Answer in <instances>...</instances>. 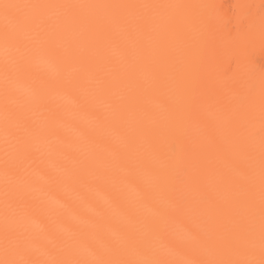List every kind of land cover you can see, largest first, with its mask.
Masks as SVG:
<instances>
[{
	"label": "bare ground",
	"instance_id": "1",
	"mask_svg": "<svg viewBox=\"0 0 264 264\" xmlns=\"http://www.w3.org/2000/svg\"><path fill=\"white\" fill-rule=\"evenodd\" d=\"M4 3L0 260H258L264 0Z\"/></svg>",
	"mask_w": 264,
	"mask_h": 264
},
{
	"label": "snow or ice",
	"instance_id": "2",
	"mask_svg": "<svg viewBox=\"0 0 264 264\" xmlns=\"http://www.w3.org/2000/svg\"><path fill=\"white\" fill-rule=\"evenodd\" d=\"M50 7H63V8H72V7H83V6H74V5H29V4H0V9L3 10V15L5 20H8L10 16L17 15L18 21L23 22V19L26 17H19V13L25 9H43ZM96 7H187L183 5H173V6H164V5H141V6H124V5H105V6H96ZM208 7H217L215 5H209ZM262 120H264V108H262ZM260 177H261V208H260V230H259V259H246L241 261L233 260H218V261H207L204 264H264V126L261 128V144H260ZM248 252L250 256H255L256 245L253 239L249 242ZM0 264H17L16 261L5 258L0 260ZM98 264H107V262L100 261Z\"/></svg>",
	"mask_w": 264,
	"mask_h": 264
}]
</instances>
